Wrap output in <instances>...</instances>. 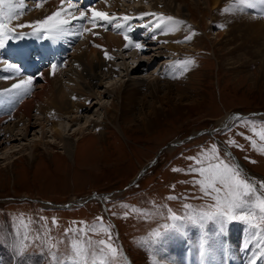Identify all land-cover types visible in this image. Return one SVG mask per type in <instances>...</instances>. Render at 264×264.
<instances>
[{
	"label": "rangeland",
	"instance_id": "1",
	"mask_svg": "<svg viewBox=\"0 0 264 264\" xmlns=\"http://www.w3.org/2000/svg\"><path fill=\"white\" fill-rule=\"evenodd\" d=\"M112 1L114 3V0ZM155 2L158 6L162 5L163 11H167L166 5L169 0H150L149 5H155ZM42 3L45 6L37 4L41 9L37 7L23 10V14L19 15L18 19H13L9 23L17 31L23 32L26 29L35 28L36 20L59 12L58 0ZM171 4L174 12L178 11L182 16L176 19L183 22L178 24L181 30L171 33L165 41L160 40V33L157 32L154 39L158 40V45L149 46L142 55V58H151L143 60L145 62L138 71L134 68L140 63L141 58L135 53H119L120 38L119 44L115 42L112 46L113 42L109 44L110 41H106L107 44L104 43L102 47L101 37L113 35V33H107L96 23L93 24L90 19L79 20L85 26L79 30L80 35H75L73 39L68 38V48L61 49V57L54 72L55 74L59 72L56 77L65 81L67 73L74 65V55L87 53L85 50L87 46L98 48L101 57L104 56L102 59L106 63L105 71L109 69V73L110 71L112 73L108 76L102 74L101 78L94 81L96 84L94 89L99 97L86 103L92 106L89 110L81 111L77 115L73 113L71 116L69 113L65 115V118L55 122V127L64 130L63 142H61L62 138L53 136L54 133L50 130L51 124L45 122V128H49L50 132H46L44 142H40L43 126L36 124L37 126L28 132L26 138L22 135V139L11 140L8 146L1 149L2 152L8 150L7 154L0 151V198H3L0 202V231L5 236L14 231L13 223L18 222V217L23 216L33 221V235L37 230L42 233L49 231L50 235L44 243L58 244L59 251L64 252L74 238L77 227L96 226L97 231L89 232L88 235L93 240L94 247L98 249L100 246L95 245V241L108 237L103 231L106 225L99 213L100 203L97 200L89 201L85 205L76 203L74 204L76 207L63 209L53 208L46 201L63 205L74 196L77 199V195L82 197L100 192L113 193L104 198V202L108 206L109 215L114 218L120 230L118 240L111 235L113 246L119 250L115 264H128L125 261V255L130 258L132 264H154L157 260L162 264L158 256L162 254L163 247L170 246L173 239H183L187 232L185 231L182 236H178L177 233L166 236L154 255L143 241L165 222L164 218L153 215L152 218L145 219L139 212L125 206H135L136 209H147L152 213L160 212L167 215L168 209L178 214L182 213L185 204L192 205L195 210L203 209L205 205L211 204L213 199L201 192L199 184L193 183L194 179L201 178L199 173L187 171L189 166L200 167L201 165L187 157L195 156L197 159L206 161V154L210 155L213 144L218 145V154L226 162L231 163L229 158L232 159V154L241 159L245 167L244 177L257 185L259 192H264V189L259 188L260 183L264 181V140L260 139V132L264 130V118L244 117L235 121L230 127L197 136L188 144L179 145L176 148L168 146L170 142L182 139L199 129L219 126V119L227 113L262 111L261 115L256 116L264 117V30L260 32L261 30L257 31L254 28L251 31L249 26L253 15L262 20L264 16L257 13L259 11L254 14L248 6L243 8L234 0H221L216 5L212 0H173ZM116 6V12H121L124 11L121 7L130 8L134 5L122 1L120 4L116 3ZM116 6L113 4L104 9L111 10ZM46 7L48 8L45 9ZM225 16L229 19L230 25L220 22ZM58 18L65 19L60 15ZM237 23L241 26L237 27L231 36L227 35L226 31ZM20 24L26 26L17 27ZM74 26L73 23L68 25L71 31L75 28ZM114 35L120 36L117 33ZM187 36H191V39H185ZM169 38L184 39L185 43L171 42ZM62 41V38L37 41L26 36L22 45H9L7 42L5 48L8 47L10 52L9 64H14L12 58L20 54L21 48L31 49L35 47L34 43L44 46ZM160 46L163 48L158 49L157 47ZM113 53L115 55H112ZM170 54L190 56L193 65L184 75L182 73L172 79L161 78L159 65ZM131 55H134V58ZM1 70L0 67V77L10 76V73L17 74L12 70ZM19 70L17 75L23 73L20 67ZM43 70L40 72L42 73ZM40 72H34L31 75L25 73L27 77L24 79L33 78L29 90L19 95L15 93L10 98L8 107L1 106L0 119L16 120L14 118L21 104L25 100L33 99L35 94L41 91L45 75L41 77ZM2 81L4 79H0V84ZM8 84L9 82L6 85ZM167 84L173 86L170 98L166 96ZM3 85L4 83L0 87L2 88ZM157 85H160L159 94L157 97H152L151 91ZM108 86L114 88L109 89ZM136 90L142 93L138 95ZM129 92V96L136 94L140 103L146 101L144 103L146 108L141 110V104H139L140 107L124 116L121 108L125 107L126 102L123 104L122 102L126 100L125 97ZM145 92L147 95L144 96ZM158 97L164 108L161 111V118L159 117L153 125L148 126L149 120L147 121L146 115L148 118H155L150 110L153 109L151 106ZM118 101L121 102L120 105ZM103 105L107 107L108 117L105 115ZM175 106L182 108L178 109ZM76 116L79 120L71 121ZM92 119L99 125L96 127L91 125L87 130L90 132H73L89 124ZM221 125L225 126V124ZM21 128H23L22 122L17 125V129ZM232 141L235 143H229ZM37 142H39L36 145L38 150L34 156L28 154L27 147L21 148L25 144L34 145ZM11 145H14V149L10 150ZM15 149L17 150L14 151ZM150 161H154L152 170L147 169L141 179L127 187ZM232 164H235L233 159ZM174 169L183 171H174ZM169 196L179 198L168 199ZM15 197L24 198L10 201V198ZM125 212L128 213L127 216L124 215ZM69 228L73 229V232L65 235L66 229ZM244 229L245 227L241 228V225L236 223L231 226L230 235L234 244H238ZM250 236H246L249 238L247 242L251 239ZM61 241L63 243H60ZM5 243L7 244V241ZM251 244L246 252L249 258L258 254L255 252L253 256L249 255L253 247L259 252L260 246L264 245V233L258 235ZM39 245L40 240H36L28 247L25 254L26 264H34L33 258L37 264H49L46 259L47 252L42 257ZM240 249L236 247L228 254L239 253ZM218 250H221L220 246L213 247L214 253L210 254L207 262L221 258L220 253H217ZM182 251L186 255L187 251ZM170 259L172 257L164 260L169 264ZM14 261L11 248L0 247V264H10ZM15 263L17 264L16 261ZM20 264H24V258ZM256 264H264V258Z\"/></svg>",
	"mask_w": 264,
	"mask_h": 264
},
{
	"label": "snow or ice",
	"instance_id": "2",
	"mask_svg": "<svg viewBox=\"0 0 264 264\" xmlns=\"http://www.w3.org/2000/svg\"><path fill=\"white\" fill-rule=\"evenodd\" d=\"M234 2L239 5H246L252 9L259 6V14L264 16V0H234ZM25 7L24 0H0V49H4L6 43L10 40L19 39L25 35L24 33L17 32L16 28L9 27V22L13 19H18L19 15L23 14ZM225 10L227 11L229 9ZM59 15V12H56L44 19L36 20V27L32 34L42 38L50 37L57 40L63 38L65 35L81 34L79 30L71 31L68 27L71 21L59 19ZM149 15L159 16V22L156 24L157 28L165 21H175L177 24L183 23L182 21H176L174 17H164L163 14L157 13L141 12L140 18ZM96 17L107 21L109 24L112 23L113 19L108 13L93 10V24L96 23ZM79 18H87V13L82 11ZM73 19H76V17H73ZM123 19L130 20L131 17L125 16ZM25 26L24 24H20L17 27L23 28ZM115 26L117 28L121 27L120 24H116ZM125 39L128 40L129 37L125 36ZM185 39L190 40L191 36H187ZM135 47L142 49L143 45L137 43ZM108 58L111 59L112 57ZM0 59H3L2 53H0ZM50 67L54 74L57 65L52 64ZM6 70H12L17 74L19 73V67L15 64H7ZM40 75L42 76L43 73ZM0 79L8 80L11 77L4 76L0 77ZM32 81V77L20 79L17 83H13L10 88L0 90V95L13 92L17 95L26 93ZM260 139L264 140V130L260 132ZM229 143L235 142L232 141ZM253 146H255L254 141ZM187 159L194 160L197 164L201 165L200 167L194 165L189 166L187 171L199 173L201 178L194 179L193 183L199 184L201 192L205 196L213 199L211 204L205 205L203 209L199 210L193 209V206L190 204H185L182 213L178 214L168 209L167 215L160 212L152 213L147 209H136L135 206H125L131 207L134 211L139 212L145 219H150L153 215L164 218L165 222L153 230L147 240L143 241L153 251L154 255L166 236L171 233L183 234L189 226H198L205 229L199 241V255L202 260H206L213 253V248L210 246V237L206 231V226L209 223L215 224L217 226V232L222 234L223 228L228 222L237 220L246 222L249 229L256 230L251 234V239L248 243H251L258 235L264 233V192H259L257 185L242 175L238 165L226 162L225 159L219 156L218 145L213 144L211 146L210 155L206 154V161L197 159L195 156H189ZM174 171L183 170L174 169ZM259 188L264 189V181L260 183ZM178 198L176 196L168 197V199ZM124 215L127 216L128 213L125 212ZM32 224L33 221L21 216L18 217V222L13 223L12 227L14 231L8 236H5L0 231V247H10L17 264H20L22 258H25L28 247L36 240H40L39 247L41 248V256L43 257L45 252H47L46 259L49 264H115L117 261L119 250L111 242L110 226L103 228L108 238L95 241V245L100 246L98 249L94 247V242L88 235L89 232L95 233L97 231L96 226H85L75 229L74 238L71 239L66 250L60 252L58 244L44 243L50 235V232L45 231L42 233L37 230L35 235H33ZM69 232H73V229H66L65 235ZM6 241L7 244L5 243ZM60 243H63V241ZM260 248L261 250L258 252L257 259L264 258V245H261ZM220 249L227 254V249L222 244H220ZM24 264H26V259L24 260ZM154 264H160V262L157 260ZM250 264H256V260L250 261Z\"/></svg>",
	"mask_w": 264,
	"mask_h": 264
},
{
	"label": "bare ground",
	"instance_id": "3",
	"mask_svg": "<svg viewBox=\"0 0 264 264\" xmlns=\"http://www.w3.org/2000/svg\"><path fill=\"white\" fill-rule=\"evenodd\" d=\"M171 1L173 0H169L168 4L166 5V8H167V11H169V13H173L175 10L171 4ZM221 1V0H212V2L214 3V5L218 4V2ZM165 3V2H164ZM43 3H40V6H45V5H42ZM158 3L155 2V6L157 5ZM211 5V4H210ZM38 6V5H37ZM114 6H116V0H114ZM158 6V5H157ZM242 7L244 8H248L247 6L245 5H242ZM114 9V8H113ZM250 11H252L254 14L259 11L260 12V9H259V6L255 9H252L250 8ZM258 12V13H259ZM182 13V11H181ZM178 15L180 17L181 14L177 11V12H174V15ZM175 15V16H176ZM41 18V17H40ZM177 19V18H176ZM223 21L225 23H227L228 25H230V21L229 19H226V16L223 17L220 22ZM239 22V21H237ZM250 22L249 23V26H251V31L254 30V28L259 31L261 30L260 32H262L264 30V20L262 19H259L257 18L255 15H253L251 18H250ZM241 26V24H235L233 26H231L227 31V35H232L235 30L237 29V27ZM255 31V32H257ZM112 34V32H111ZM107 35V34H106ZM104 39V40H103ZM170 39V38H169ZM104 41V42H103ZM106 41H110L109 44L111 42H113V45L114 46V43L115 42H118L119 44V38L117 36L114 35H109L108 36H103L101 37L100 39V42H102V47H104V43H106ZM158 40H156L157 42ZM160 42V41H159ZM158 43V42H157ZM107 44V43H106ZM105 44V45H106ZM118 44H115V45H118ZM170 45V44H169ZM120 46V44H119ZM118 47V46H117ZM87 53H83V54H80V55H74L73 59V67L72 69L67 73V78L65 79V81L63 80H60V78L58 79L56 76L57 74H45V76H43L44 78V84H43V87L41 89V91H39V93H36L35 94V97L33 99H30V100H25L20 108H19V111L17 109V114L15 116L14 119L16 120H8L7 118H1L0 119V151L3 147H5L6 145L8 146V144L11 143V140H18L22 137L23 135V138H26V135L28 134V132L31 131V129L37 125H41L43 126L42 127V138H40V142H44L43 139L46 135V132H50L48 131L49 128H45V124L48 123V124H51L50 126V130L51 132L54 133L53 136L55 137H60L62 138L61 142H63L65 139L63 138V132L64 130L63 129H59L56 126V123L58 120H61L63 118H65V115L69 114L70 116L75 113L76 115L78 113H80L81 111L82 112H85L87 110H89L92 106L91 105H88L86 104L88 101H91L92 99H97V97H99L98 93L95 91V86L96 84L94 83V81L96 79H99L101 78V75H107L112 73L110 71L109 73V69L107 71H105V67H106V63L104 62V60L102 59L103 57H101L100 55V51L97 50V49H94L93 47H85ZM120 48V47H119ZM158 49L160 48H163L162 46L160 47H157ZM170 48V47H169ZM241 48V47H240ZM119 50V49H118ZM155 50V49H153ZM238 50V48H237ZM240 51V50H239ZM113 52V51H112ZM79 54V53H78ZM144 54V53H143ZM141 54L140 56L138 54L135 53V55H137L139 58H141L140 60V63L134 68L135 70H139L141 68V65H143V63L145 61L143 60H150L151 57H143L142 58V55ZM105 55V54H104ZM112 55H115L114 53ZM107 56V55H106ZM134 55H131V57H133ZM117 57V56H116ZM130 57V58H131ZM134 58V57H133ZM105 59V58H104ZM262 59V58H261ZM245 60V59H244ZM108 61V60H107ZM112 64V63H111ZM108 66V65H107ZM112 66V65H111ZM115 66V65H114ZM46 71V70H45ZM56 71V70H55ZM112 71H114V69H112ZM44 72V70H43ZM42 72V73H43ZM41 73V72H40ZM65 73V74H66ZM35 75V74H34ZM37 76H40V75H37ZM42 77V76H41ZM25 78V77H24ZM23 78V79H24ZM35 78V77H34ZM18 80L16 78H11V79H8V80H4L2 83H4L3 87L4 86H7L6 84L9 82H13L15 80ZM104 79V78H103ZM42 80V79H40ZM103 81V80H102ZM169 82V81H168ZM15 83V82H14ZM160 86V85H159ZM159 86H155V89L152 92V97H157L158 94H159ZM112 87V86H111ZM111 87L108 86V88L110 89ZM65 90H64V89ZM114 88V87H113ZM111 88V89H113ZM171 88H173V86L171 84H167L165 86V89H168V92H167V95L169 97L170 93H171ZM108 89V90H109ZM164 89V90H165ZM174 90V89H173ZM137 91V90H136ZM162 91V90H161ZM138 92V95L140 93H142V91H137ZM149 92V93H151ZM175 93V92H173ZM145 94L147 95V92L143 93V95L145 96ZM130 95V92L127 93L126 95V100H124L122 102V104L124 102L125 103V107L124 108H121L123 109L122 112L124 114V116L129 115L134 109L138 108L139 104H141V110H144V107H145V102H139L138 98L136 97V94L134 96H129ZM164 95V94H163ZM124 97V96H123ZM140 97V96H139ZM148 98V97H147ZM150 98V96H149ZM160 97H158L156 99V101L152 104L151 107H153L151 111L152 115L155 116V118L153 117H149L146 115V119H147V125L148 126H151L155 123V121H157V119L161 116V111L164 109L163 108V104L162 102L159 100ZM170 98V97H169ZM154 99V100H155ZM123 100V99H122ZM147 100V99H146ZM153 100V99H151ZM20 103V102H19ZM119 105H120V101H118ZM151 104V103H150ZM139 106V107H140ZM105 107V115L107 116V107L103 105V108ZM123 107V106H122ZM180 107V106H179ZM178 106H175V108H178V109H181L179 108ZM11 108V107H10ZM85 108V109H84ZM146 108V107H145ZM83 109V110H82ZM148 109V108H147ZM37 110V111H35ZM139 111V110H138ZM149 111V110H148ZM16 112V111H14ZM36 112V113H35ZM121 112V113H122ZM140 112V111H139ZM6 113V111H5ZM10 113V112H9ZM134 113V112H133ZM150 113V112H149ZM3 114V113H2ZM142 115V113H139ZM163 114V113H162ZM5 115V114H4ZM3 115V116H4ZM15 115V113H14ZM43 115V116H42ZM122 115V114H121ZM150 115V114H149ZM2 116V117H3ZM7 116V115H6ZM12 116V115H11ZM123 116V117H124ZM108 117V116H107ZM161 118V117H160ZM12 119V117L10 118ZM232 119V114L231 113H227L225 116H223L222 118L219 119L218 123L220 124H225L227 121H230ZM78 121L79 118L76 116L74 117L73 119H71V121ZM104 121V120H103ZM22 122V125H23V128L21 129H17V125L18 123ZM46 122V123H45ZM145 122V123H146ZM61 123V122H60ZM59 123V124H60ZM73 123V122H72ZM37 124V125H36ZM74 124V123H73ZM91 125H95V127L97 125H99L95 120L92 119V121L85 125L84 127H81V128H77L75 131L73 132H90V131H87L90 129ZM94 127V128H95ZM150 128V127H148ZM101 131V130H100ZM13 132H19V133H13ZM92 132H99V131H92ZM18 135V136H16ZM22 139V138H21ZM39 139V138H38ZM37 140V139H36ZM47 142V141H46ZM66 143V142H65ZM39 142H37V144L35 143L34 145H24L22 146L21 148H25L27 147L26 149L28 150V154L30 156H34L35 153L37 152L38 148H36V145H38ZM56 144V143H55ZM68 146V145H66ZM11 148L14 149V145H11L10 146V150ZM45 148V147H44ZM6 149V148H5ZM8 149V148H7ZM4 150V149H3ZM17 149H15L14 151H16ZM18 150H22V149H18ZM72 150V149H71ZM7 151L6 152H2L3 154H7ZM14 151H11V152H14ZM67 151L69 153L70 151V144L69 146L67 147ZM19 152V151H18ZM9 154V153H8ZM10 156V154H9ZM10 158V157H9ZM239 233V232H238ZM185 236V235H184ZM183 236V238H184ZM249 238H243L241 237L240 239H238V243L239 240H246ZM233 240V239H232ZM191 241V244L192 246H194L193 244V240H190ZM257 242V241H256ZM236 243V242H235ZM171 244V243H170ZM190 245L187 244V243H184L183 242V239L182 238H178V239H173L172 240V244L170 246H165L163 247V252L160 256L159 259L161 260L162 264H168L164 259H169L172 257V259H170L169 261V264H188L189 262H191L190 260L187 259L185 253H183V247L186 249L188 248ZM186 251V250H185ZM257 252L258 253V250L257 248L253 247L252 249V253H249L250 256H253V254ZM196 264L195 261H192L191 264Z\"/></svg>",
	"mask_w": 264,
	"mask_h": 264
},
{
	"label": "water",
	"instance_id": "4",
	"mask_svg": "<svg viewBox=\"0 0 264 264\" xmlns=\"http://www.w3.org/2000/svg\"><path fill=\"white\" fill-rule=\"evenodd\" d=\"M185 140H187V139H183V140H182V139H178V140H176V142H178V143H183ZM90 198H93V197H89V199H90Z\"/></svg>",
	"mask_w": 264,
	"mask_h": 264
}]
</instances>
